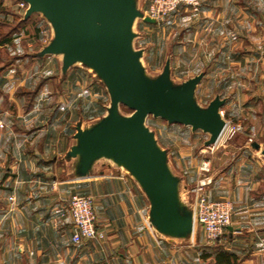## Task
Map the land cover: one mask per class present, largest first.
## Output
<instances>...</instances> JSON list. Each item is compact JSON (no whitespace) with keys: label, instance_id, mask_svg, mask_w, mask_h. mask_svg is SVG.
Listing matches in <instances>:
<instances>
[{"label":"crops","instance_id":"obj_1","mask_svg":"<svg viewBox=\"0 0 264 264\" xmlns=\"http://www.w3.org/2000/svg\"><path fill=\"white\" fill-rule=\"evenodd\" d=\"M199 1L196 12L172 13L187 22L186 62L196 70L187 78L203 73L200 82L215 87L211 99H225L223 114L244 122L218 141L205 187L233 202L222 236L194 244L149 228L147 196L118 166L92 163L77 175L78 156L68 155L76 127L103 117L109 94L98 76L75 65L62 71L61 57L39 55L52 37L33 50L26 25L0 44L9 56L0 59V264H264V0ZM73 193L91 195L96 214V235L78 243L67 212Z\"/></svg>","mask_w":264,"mask_h":264},{"label":"water","instance_id":"obj_2","mask_svg":"<svg viewBox=\"0 0 264 264\" xmlns=\"http://www.w3.org/2000/svg\"><path fill=\"white\" fill-rule=\"evenodd\" d=\"M23 19L41 12L51 24L53 36L39 55L62 54V71L76 61L92 67L109 94L106 114L89 127L79 124L76 144L68 151L78 156L77 175L87 176L94 160L112 158L136 179L149 201L148 220L159 233L183 237L193 232V212L177 199V178L170 172L167 154L146 126L148 115L169 123L189 125L209 134L206 146L216 143L225 125L218 94L202 107L194 92L203 73L173 86L166 60L154 79L144 75L141 49L132 46L135 17L155 19L138 10L133 0H23ZM123 105L132 110L119 112ZM258 148V144H252ZM264 153V151H263Z\"/></svg>","mask_w":264,"mask_h":264},{"label":"rangeland","instance_id":"obj_3","mask_svg":"<svg viewBox=\"0 0 264 264\" xmlns=\"http://www.w3.org/2000/svg\"><path fill=\"white\" fill-rule=\"evenodd\" d=\"M18 1L19 0H0V21L8 23H0V32L5 33L12 31V33H19L18 36L21 37L24 32L23 30H19L16 25L19 20L23 19L26 7L19 6ZM133 1L136 8L142 13H145L146 7L143 0ZM145 1L147 4L148 0ZM182 21L183 20L181 19L179 24H177V20L172 13H168L159 19H155L154 22L147 23L144 22L141 17L134 18L132 24V32L134 33L132 46L134 49L142 50L140 62L143 66L144 75L147 78H156L161 72L166 60H169L171 63L172 58H174L176 62L177 60H180V65L178 67L176 64H173L172 68L170 67L169 79L173 86H176L186 80L187 77L190 76V72L193 73L196 71L192 67L189 68L186 62L187 51L189 48L187 35L188 28L186 27L187 22ZM26 25L28 27L27 29L31 33H34V27L36 25L39 26V34L35 38L36 44L32 45L33 50H39V44L49 41V39L53 36L51 24L41 12H34L31 14V17H29V21ZM16 45H18L22 50L26 43L19 39L18 44L16 43ZM176 51L179 53L178 57L175 55L172 57V52L176 53ZM190 51H193V47L190 48ZM50 55L52 57H59V59L60 57L62 58V54ZM8 57L9 56L5 50L0 49V59L2 61H6ZM52 60V62H56V58H53ZM73 65L86 71L89 77L92 78V75L97 77V74L92 67L84 65L80 61H76ZM214 92L215 87L213 85H205L200 82L196 86L194 100L200 106L205 107L209 103V100L213 97ZM222 109L223 108H220V110ZM224 111L222 112L225 113ZM119 112L123 115H129L132 110L121 105L119 107ZM230 113H238L236 112V107H232L230 105ZM223 117L230 118L233 123L240 122L242 125V131L244 130V122L241 118H236V116H227L226 114H223ZM93 123L94 121H87L82 126L89 127ZM145 124L153 132L158 145L166 151V164L170 172L177 178L176 189L179 205L187 211H193L194 194L197 181L199 179V161L203 157H208L211 162V156L217 151L219 142L212 150H209L204 144L205 140L209 137L207 132H204L201 129L192 130L189 125L169 123L167 120L161 117H155L151 114L146 117ZM223 140L225 139H222L221 141ZM93 163L118 166L128 172L124 166L118 165L110 157L100 156L96 158ZM167 236L174 239H183V242L188 241L194 244H197V242L216 243V240L211 242L207 241L199 226H196L191 234L183 237ZM198 237H200V240ZM202 247L203 246H199L200 249H202Z\"/></svg>","mask_w":264,"mask_h":264},{"label":"built area","instance_id":"obj_4","mask_svg":"<svg viewBox=\"0 0 264 264\" xmlns=\"http://www.w3.org/2000/svg\"><path fill=\"white\" fill-rule=\"evenodd\" d=\"M18 5L27 7L23 0L18 1ZM183 6L191 11L200 9L199 0H148L145 8V16L159 19L164 15ZM261 49L264 52V33L261 37ZM223 117V112L220 110ZM224 118L225 125L216 143L206 146L212 150L220 139L231 137L233 134L242 131L240 122L233 123L230 118ZM251 140V138H249ZM211 162L208 157H203L199 161L194 204H193V230L199 226L203 231L207 241L219 239L229 226L233 210V202L228 198H210L205 187L211 182L209 175ZM67 212L72 221L71 240L78 243L82 240H90L96 235V214L94 210V199L89 194L73 193L67 203ZM145 223L149 228H153L145 216Z\"/></svg>","mask_w":264,"mask_h":264},{"label":"trees","instance_id":"obj_5","mask_svg":"<svg viewBox=\"0 0 264 264\" xmlns=\"http://www.w3.org/2000/svg\"><path fill=\"white\" fill-rule=\"evenodd\" d=\"M180 8H184L183 6H179L176 10H174V11H172V12H170V13H173V12H175V11H177L178 9H180ZM0 9H1V3H0ZM29 17H31V15L29 16ZM29 17L26 19V20H23V19H21V20H19L18 22H17V27H18V29L19 30H24V28H25V26H26V24L28 23V21H29ZM0 23H5V24H8L7 22H5V21H0ZM14 34H15V32H14ZM39 34V26H35L34 27V35L37 37V35ZM11 35H12V31H10V32H5V33H2V32H0V44L1 43H3V42H7V41H10L11 40ZM123 106V105H122ZM212 249H217L218 248V245H215V246H213V247H211ZM215 252V255H216V257H218L217 259H226L225 258V255H226V252L225 251H221V250H216V251H214ZM205 254H207V253H205Z\"/></svg>","mask_w":264,"mask_h":264}]
</instances>
